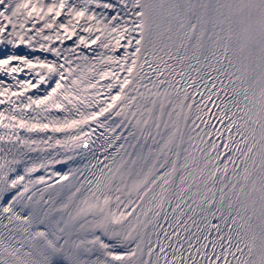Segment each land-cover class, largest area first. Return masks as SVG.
I'll return each mask as SVG.
<instances>
[{
  "label": "snow or ice",
  "instance_id": "snow-or-ice-1",
  "mask_svg": "<svg viewBox=\"0 0 264 264\" xmlns=\"http://www.w3.org/2000/svg\"><path fill=\"white\" fill-rule=\"evenodd\" d=\"M0 264H264V0H0Z\"/></svg>",
  "mask_w": 264,
  "mask_h": 264
}]
</instances>
